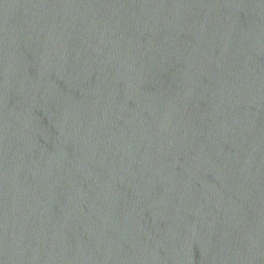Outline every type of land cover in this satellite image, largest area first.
Here are the masks:
<instances>
[{
  "label": "water",
  "instance_id": "obj_1",
  "mask_svg": "<svg viewBox=\"0 0 264 264\" xmlns=\"http://www.w3.org/2000/svg\"><path fill=\"white\" fill-rule=\"evenodd\" d=\"M0 264H264V0H0Z\"/></svg>",
  "mask_w": 264,
  "mask_h": 264
}]
</instances>
